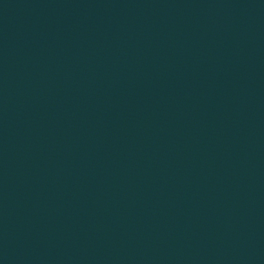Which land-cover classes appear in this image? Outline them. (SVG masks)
I'll return each instance as SVG.
<instances>
[{
  "label": "water",
  "instance_id": "1",
  "mask_svg": "<svg viewBox=\"0 0 264 264\" xmlns=\"http://www.w3.org/2000/svg\"><path fill=\"white\" fill-rule=\"evenodd\" d=\"M0 264H264V0H0Z\"/></svg>",
  "mask_w": 264,
  "mask_h": 264
}]
</instances>
